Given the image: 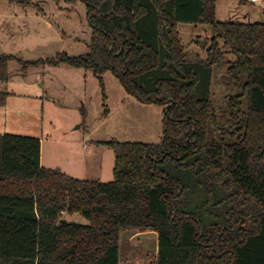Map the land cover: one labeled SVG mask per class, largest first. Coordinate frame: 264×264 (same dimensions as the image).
<instances>
[{
  "label": "trees",
  "instance_id": "trees-1",
  "mask_svg": "<svg viewBox=\"0 0 264 264\" xmlns=\"http://www.w3.org/2000/svg\"><path fill=\"white\" fill-rule=\"evenodd\" d=\"M82 1L90 52L48 63L110 71L163 105L161 140L105 142L115 167L103 182L42 166L37 137L0 134V264H119L128 227L158 231L156 264H264V22L219 21L216 0ZM180 23L209 26L206 58L190 55ZM12 60L0 54L1 81ZM214 69L236 89L220 111Z\"/></svg>",
  "mask_w": 264,
  "mask_h": 264
},
{
  "label": "rangeland",
  "instance_id": "rangeland-1",
  "mask_svg": "<svg viewBox=\"0 0 264 264\" xmlns=\"http://www.w3.org/2000/svg\"><path fill=\"white\" fill-rule=\"evenodd\" d=\"M247 1L245 5L241 0H216V19L264 22V1ZM246 9L256 12L251 15ZM179 31L190 55L206 58L209 26L180 23ZM91 35L82 0H0V54L19 59L10 62L8 80H0V91L8 93L6 104L0 106V132L39 138L46 168L108 182L114 179L115 154L105 142L159 143L164 106L141 101L110 71L101 80L90 70L48 63L60 53L90 52ZM227 58L235 56L228 53ZM229 94H236V89L225 85L221 72L214 69L216 111L226 107ZM63 216L68 222L89 223L80 213ZM157 250L158 231L120 230L119 264H156Z\"/></svg>",
  "mask_w": 264,
  "mask_h": 264
},
{
  "label": "crops",
  "instance_id": "crops-1",
  "mask_svg": "<svg viewBox=\"0 0 264 264\" xmlns=\"http://www.w3.org/2000/svg\"><path fill=\"white\" fill-rule=\"evenodd\" d=\"M251 2H252V1H251ZM252 3H253V2H252ZM243 4H245V5L248 4V1L246 0L245 3H243ZM246 10H247L248 12H250L251 15L254 14V13L256 12V11H253L254 9H252V10H251V9H246ZM4 107H5V106H4ZM0 134H2V133L0 132ZM41 164H43V163H42V153H41Z\"/></svg>",
  "mask_w": 264,
  "mask_h": 264
},
{
  "label": "built area",
  "instance_id": "built-area-1",
  "mask_svg": "<svg viewBox=\"0 0 264 264\" xmlns=\"http://www.w3.org/2000/svg\"><path fill=\"white\" fill-rule=\"evenodd\" d=\"M253 3H260L263 2L264 0H251Z\"/></svg>",
  "mask_w": 264,
  "mask_h": 264
},
{
  "label": "water",
  "instance_id": "water-1",
  "mask_svg": "<svg viewBox=\"0 0 264 264\" xmlns=\"http://www.w3.org/2000/svg\"><path fill=\"white\" fill-rule=\"evenodd\" d=\"M65 220V219H64Z\"/></svg>",
  "mask_w": 264,
  "mask_h": 264
}]
</instances>
